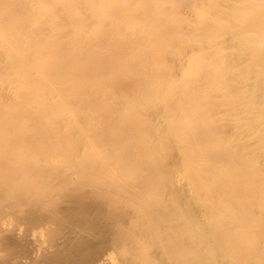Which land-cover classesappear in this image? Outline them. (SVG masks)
Masks as SVG:
<instances>
[{
  "label": "bare ground",
  "instance_id": "1",
  "mask_svg": "<svg viewBox=\"0 0 264 264\" xmlns=\"http://www.w3.org/2000/svg\"><path fill=\"white\" fill-rule=\"evenodd\" d=\"M0 262L264 264V0H0Z\"/></svg>",
  "mask_w": 264,
  "mask_h": 264
},
{
  "label": "rangeland",
  "instance_id": "2",
  "mask_svg": "<svg viewBox=\"0 0 264 264\" xmlns=\"http://www.w3.org/2000/svg\"><path fill=\"white\" fill-rule=\"evenodd\" d=\"M95 203H97V202H95ZM4 236H5V235H4ZM6 236H7V237H6ZM6 236H5V238H8L9 234L6 235ZM9 238H12V240H13V239H14V240H18V237L14 236V235H13V236L10 235ZM15 242H16V241H15ZM26 242H27V241L23 242V243H24L23 245H25ZM16 243H17V246H15V248H18V251L21 250V248L24 250V248H26L27 245L29 244V243H28V244H26L25 246H23L22 244H20V243H21L20 240H19L18 242H16ZM26 249L28 250V248H26ZM26 249H25V250H26ZM0 263H1V262H0ZM1 264H3V263H1Z\"/></svg>",
  "mask_w": 264,
  "mask_h": 264
}]
</instances>
